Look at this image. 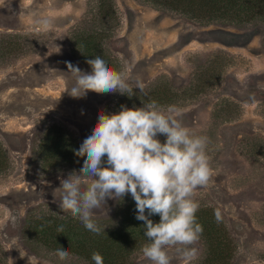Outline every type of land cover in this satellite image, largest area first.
<instances>
[{
	"label": "rangeland",
	"instance_id": "rangeland-1",
	"mask_svg": "<svg viewBox=\"0 0 264 264\" xmlns=\"http://www.w3.org/2000/svg\"><path fill=\"white\" fill-rule=\"evenodd\" d=\"M88 1L0 0V143L9 158L0 171V246L8 264H77L53 253L37 256L21 235L26 212L45 202L59 206L54 190L61 178L79 171H44L39 164L30 165L33 141L44 127L64 126L82 142L101 112L148 103L140 101L138 88L131 97L89 90L73 98L65 91L74 83L67 63L91 72L69 42L73 28L84 25ZM115 1L121 26L108 45L119 60V72L133 86L139 80L146 89L156 79L175 86L181 100L161 107L179 109L182 124L207 138L211 178L206 187L196 189L193 199L199 207L221 211L235 240L233 264H264V27L204 25L139 0ZM44 18L51 22L46 31L38 24ZM10 37L21 51L11 53L5 46ZM212 59L219 82L205 91H178ZM157 139L163 143L166 137ZM116 201L107 199L93 217L111 215ZM193 247L197 255L191 264L204 256L200 240ZM170 254L171 264H184ZM135 261L151 264L142 252Z\"/></svg>",
	"mask_w": 264,
	"mask_h": 264
},
{
	"label": "clouds",
	"instance_id": "clouds-1",
	"mask_svg": "<svg viewBox=\"0 0 264 264\" xmlns=\"http://www.w3.org/2000/svg\"><path fill=\"white\" fill-rule=\"evenodd\" d=\"M41 30L50 28L47 18L38 21ZM91 72L67 63L74 83L65 91L73 98H82L87 92L98 94L119 92L129 97L134 89L144 92L145 85L137 80L128 83L123 72L114 71L100 56L86 61ZM174 107L162 108L155 100L139 108L122 106L112 114L101 112L95 126L75 150L83 157V165L67 178H61L59 207L79 219L86 230L99 235L101 228L93 219L94 213L105 206L107 199L122 200L130 194L136 205V219L143 221V235L149 241L142 248V256L151 264H171L173 256L191 264L197 250L193 245L203 233L197 222L199 204L193 199L197 188L206 187L211 178L206 153L207 138L186 128ZM166 137L165 142L157 139ZM87 178V179H85ZM159 215L154 223L150 217ZM216 221L222 220L219 209L214 211ZM64 227L57 228L63 233ZM55 255L62 261L70 253L63 248ZM94 264H104L98 252L91 255Z\"/></svg>",
	"mask_w": 264,
	"mask_h": 264
},
{
	"label": "trees",
	"instance_id": "trees-1",
	"mask_svg": "<svg viewBox=\"0 0 264 264\" xmlns=\"http://www.w3.org/2000/svg\"><path fill=\"white\" fill-rule=\"evenodd\" d=\"M139 1L204 25L215 23L243 28L264 27V0ZM88 3L91 5L87 17L82 19L84 25L75 26L69 37L72 52L90 70L91 66L86 61L100 56L110 68L119 72V60L108 45L121 26L116 1L89 0ZM5 46L11 53L21 51V47L12 37L6 41ZM206 63L196 70V78L194 77L189 86L180 87L178 91L183 90L184 94L205 91L219 82L218 70H215L217 63L213 59ZM157 80L159 79L146 88L147 90L144 89L143 93H139L141 102L155 100L158 105L165 106L181 100L173 84L167 86L159 84ZM149 89L151 90L148 91ZM81 143L68 128L49 124L44 127L41 136L33 141L30 165L39 164L44 171L80 170L84 158L77 156L75 150ZM8 159L6 150L0 143V171L7 168ZM93 219L101 228H105L99 235L86 230L79 219L73 218L70 213H63L58 205L52 202L40 203L26 212L21 226L22 239L34 254L42 258H47L46 254H55L57 249L63 248L77 264H94L91 259L93 252L102 255L104 264H135L142 252V246L149 241L143 235L144 222L136 219V205L131 195L127 194L122 200H117L111 215ZM150 219L158 223L160 217L153 215ZM196 219L203 226L199 240L204 247V256L195 264H233L236 256L235 240L224 220L218 223L214 210L206 207H199ZM60 225L64 227L63 233L57 232ZM0 264H8L1 246Z\"/></svg>",
	"mask_w": 264,
	"mask_h": 264
}]
</instances>
